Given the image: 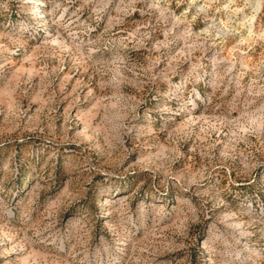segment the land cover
<instances>
[{
	"label": "rangeland",
	"instance_id": "374dc122",
	"mask_svg": "<svg viewBox=\"0 0 264 264\" xmlns=\"http://www.w3.org/2000/svg\"><path fill=\"white\" fill-rule=\"evenodd\" d=\"M0 264H264V0H0Z\"/></svg>",
	"mask_w": 264,
	"mask_h": 264
}]
</instances>
